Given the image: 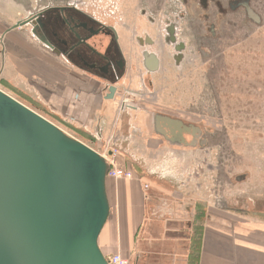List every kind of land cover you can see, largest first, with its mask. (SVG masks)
I'll list each match as a JSON object with an SVG mask.
<instances>
[{"label":"rangeland","instance_id":"1","mask_svg":"<svg viewBox=\"0 0 264 264\" xmlns=\"http://www.w3.org/2000/svg\"><path fill=\"white\" fill-rule=\"evenodd\" d=\"M81 1L86 10L104 21L134 22L140 32L147 30L152 37L157 36L158 28L150 26L146 15L157 21V27L165 18L174 21L186 12L178 31V38L188 47L181 69L171 59L174 51L170 48L163 71L151 77L156 90L133 100L145 103L144 111L200 127L204 141L173 152L155 135V147L164 153L144 158L125 156L123 160L141 162L138 166L146 175L163 173L169 179H179L190 196L197 194L202 213L215 206L245 220L264 222V0H207L204 4L188 0L187 5L183 0ZM243 1L258 20L248 16ZM46 3L48 0H43ZM134 86L138 89L140 83ZM29 105L68 135L109 157L111 166L117 161L121 146L115 138L123 133L117 132L112 139L110 134L102 136L88 127L78 130L41 107ZM147 106L149 109L144 108ZM123 119L133 122L123 125L127 132L123 136L146 140L142 128L149 132V125L141 124L142 117L138 122L135 114H125Z\"/></svg>","mask_w":264,"mask_h":264},{"label":"crops","instance_id":"2","mask_svg":"<svg viewBox=\"0 0 264 264\" xmlns=\"http://www.w3.org/2000/svg\"><path fill=\"white\" fill-rule=\"evenodd\" d=\"M74 1L48 0L43 4V0H0V89L78 130L84 126L114 139L117 132L127 133L123 125L132 120L123 119L118 99H108L103 84L88 77L68 55V46L59 48L54 35L61 31L63 40L70 41L60 22L61 14L53 9ZM43 8L49 11L44 33L54 49L33 34L32 25L18 26ZM113 24L121 35L124 52L134 62L132 33L124 28L128 24ZM95 41L106 50L108 40ZM136 76V71L129 74L132 79ZM132 114L138 122L142 117L141 124L150 127L147 113ZM142 132L146 140L128 139L127 135L115 138L121 147L114 165L133 177L107 180L111 211L99 237L103 254L107 258L120 254L130 264H264V222L245 220L215 206L202 213L197 194L190 196L179 179H169L163 173L146 175L138 166L141 162L123 160L125 156L144 158L164 153L156 149L150 129L146 132L142 128ZM123 143L141 148H126Z\"/></svg>","mask_w":264,"mask_h":264},{"label":"water","instance_id":"3","mask_svg":"<svg viewBox=\"0 0 264 264\" xmlns=\"http://www.w3.org/2000/svg\"><path fill=\"white\" fill-rule=\"evenodd\" d=\"M46 11L18 26L54 49ZM109 170L99 152L0 89V264H110L99 246Z\"/></svg>","mask_w":264,"mask_h":264},{"label":"flooded vegetation","instance_id":"4","mask_svg":"<svg viewBox=\"0 0 264 264\" xmlns=\"http://www.w3.org/2000/svg\"><path fill=\"white\" fill-rule=\"evenodd\" d=\"M187 1L183 0L182 2L187 5ZM202 2L203 4L207 3V0H200V3ZM241 4L246 8L248 16L258 20L250 11L248 3L243 1ZM54 8V11L61 14L60 22L66 28L70 40L69 42L64 41L62 32L56 31L54 35L58 40L59 48H61V45H67L68 55L75 58V62L85 71L88 77H93L98 83L103 84L107 90V96L111 93L110 88L115 87L116 92L112 99L118 98L119 91L122 88L136 91L141 98L156 90L151 77L163 71V64L170 48L174 51L170 57L178 68L181 69L186 60L187 44L178 38L180 20L185 17V11L176 17L174 21L165 18L162 25L157 27V21L146 15L150 26L158 28L155 37L150 36L147 30H141L140 32V27L134 22L124 26L132 33V42L136 47V50L133 51L135 60L131 62V59L127 57L122 48L121 35L113 22L104 21L93 12L86 10L84 2L81 0H75L73 5L70 6H57ZM61 8L64 9L61 10ZM48 12L45 13L43 18L45 26ZM142 14L145 15L146 13L142 12ZM125 24L120 23V25ZM103 38L108 40L107 48L104 51L95 41ZM133 71L137 72L134 79L129 77V74ZM135 83H140L138 89L134 88ZM125 86L127 88H124ZM140 103L135 113H149L146 119L150 123L151 134L160 136L161 141L166 146L172 147L170 150L173 152H181V148L186 146L196 147L203 143V130L200 127L188 125L180 119L162 116L154 111H144L142 110V104L145 103ZM144 108L149 109V106Z\"/></svg>","mask_w":264,"mask_h":264},{"label":"built area","instance_id":"5","mask_svg":"<svg viewBox=\"0 0 264 264\" xmlns=\"http://www.w3.org/2000/svg\"><path fill=\"white\" fill-rule=\"evenodd\" d=\"M139 93L136 91H130L128 89L120 90L118 94V105L121 113L132 114L135 113L139 108V102H134L133 97L138 98ZM109 170L110 178H132L133 174L122 167H117L114 164L111 166ZM110 264H130L128 259L123 258L120 254H115L109 258H107Z\"/></svg>","mask_w":264,"mask_h":264},{"label":"bare ground","instance_id":"6","mask_svg":"<svg viewBox=\"0 0 264 264\" xmlns=\"http://www.w3.org/2000/svg\"><path fill=\"white\" fill-rule=\"evenodd\" d=\"M43 116V115H42ZM45 117V116H44ZM46 118V117H45ZM47 119V118H46ZM50 121V120H49ZM53 123V122H52ZM59 127V126H58ZM60 128V127H59ZM60 129H62V128H60ZM63 130V129H62ZM64 131V130H63ZM65 132V131H64ZM66 133V132H65ZM73 137V136H72ZM75 138V137H74ZM77 139V138H76ZM78 140H80V139H78ZM80 141H82V140H80ZM83 142V141H82ZM83 143H85V142H83ZM86 144V143H85ZM88 145V144H87ZM91 147V146H90ZM94 149V148H93ZM95 150V149H94ZM97 151V150H96ZM98 152V151H97ZM100 153V152H99ZM102 155V154H101ZM102 156H104V155H102ZM105 157V156H104ZM106 159H107V161L109 160V162L108 163H110V159H109V157H105ZM110 165V164H109ZM109 178V177H108Z\"/></svg>","mask_w":264,"mask_h":264}]
</instances>
